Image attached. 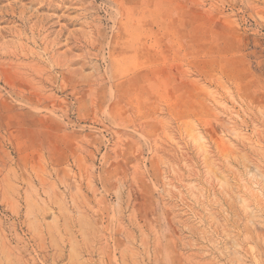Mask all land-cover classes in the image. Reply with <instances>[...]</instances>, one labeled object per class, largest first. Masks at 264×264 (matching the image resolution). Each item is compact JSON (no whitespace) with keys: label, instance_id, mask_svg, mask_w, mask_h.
<instances>
[{"label":"rangeland","instance_id":"rangeland-1","mask_svg":"<svg viewBox=\"0 0 264 264\" xmlns=\"http://www.w3.org/2000/svg\"><path fill=\"white\" fill-rule=\"evenodd\" d=\"M0 264H264V0H0Z\"/></svg>","mask_w":264,"mask_h":264}]
</instances>
